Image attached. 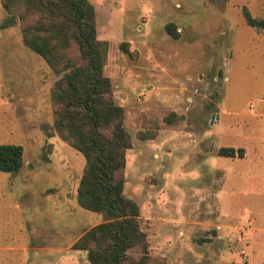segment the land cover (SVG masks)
<instances>
[{
    "label": "rangeland",
    "instance_id": "374dc122",
    "mask_svg": "<svg viewBox=\"0 0 264 264\" xmlns=\"http://www.w3.org/2000/svg\"><path fill=\"white\" fill-rule=\"evenodd\" d=\"M89 1L126 112L124 194L140 206L148 253L167 264H264V29L242 14L264 18V0ZM56 79L0 0V143L24 149L19 171L0 172V264H89L72 245L103 221L77 203L82 154L47 134ZM170 112L180 116L172 124ZM221 146L246 154L219 156Z\"/></svg>",
    "mask_w": 264,
    "mask_h": 264
},
{
    "label": "trees",
    "instance_id": "16d2710c",
    "mask_svg": "<svg viewBox=\"0 0 264 264\" xmlns=\"http://www.w3.org/2000/svg\"><path fill=\"white\" fill-rule=\"evenodd\" d=\"M220 1L223 7L226 0ZM1 5L18 22L23 44L57 75L50 90L53 123L47 134H57L82 154L77 203L103 217L72 248L86 251L89 264H167L148 253L140 206L124 194L126 152L132 142L124 125L125 108L116 102L111 79L104 74L108 42L97 37L94 6L89 0H1ZM242 14L246 24L264 29L263 17L252 16L245 7ZM165 30L179 37L173 22ZM178 118L170 112L163 121L172 124ZM155 135L138 133L142 139ZM216 153L243 157L245 150L221 146ZM23 161L22 145L0 143V172L15 173ZM137 246L142 253L134 257L129 250Z\"/></svg>",
    "mask_w": 264,
    "mask_h": 264
},
{
    "label": "crops",
    "instance_id": "0c3cea01",
    "mask_svg": "<svg viewBox=\"0 0 264 264\" xmlns=\"http://www.w3.org/2000/svg\"><path fill=\"white\" fill-rule=\"evenodd\" d=\"M245 150V149H244ZM253 150H256L255 148H253ZM244 154H246V153H244Z\"/></svg>",
    "mask_w": 264,
    "mask_h": 264
},
{
    "label": "water",
    "instance_id": "95a60500",
    "mask_svg": "<svg viewBox=\"0 0 264 264\" xmlns=\"http://www.w3.org/2000/svg\"><path fill=\"white\" fill-rule=\"evenodd\" d=\"M212 122H213V118H212Z\"/></svg>",
    "mask_w": 264,
    "mask_h": 264
}]
</instances>
